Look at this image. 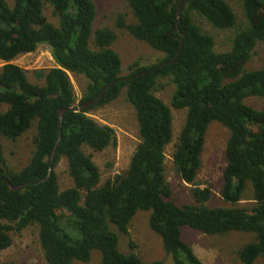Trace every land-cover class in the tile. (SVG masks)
<instances>
[{
	"label": "trees",
	"instance_id": "obj_1",
	"mask_svg": "<svg viewBox=\"0 0 264 264\" xmlns=\"http://www.w3.org/2000/svg\"><path fill=\"white\" fill-rule=\"evenodd\" d=\"M126 1L133 20L126 22L120 15L115 25L164 55L149 65L135 61L122 74L120 56L110 47L114 30L97 29L96 49L89 45L96 15L92 0H0V136L15 141L35 123L34 149L20 170L8 168L0 144V252L10 246L11 232L36 226L47 264L87 262L93 249L100 252V264H163L143 261L133 251L121 252L109 227L128 235L132 217L144 210L170 264H203L182 239L183 226L206 235L253 233L254 240L240 247L238 258L252 264L260 257L264 264V107L244 102L264 98V67L244 69L258 41L264 44V0H241L246 25L232 37L230 49L220 52L193 14L216 28H231L236 17L226 0ZM46 5L56 22L44 14ZM40 45L49 47L55 66L33 71L43 80L38 84L11 61ZM69 73L85 79L78 105ZM161 78L175 86L170 105L186 109L172 152L178 176L194 185L207 127L219 122L229 132L220 196L234 206L207 207L212 195L208 186L191 188L192 204L170 199L164 159L172 141V114L155 95ZM123 89L134 109L139 142L128 168L100 183L99 168L83 147L102 151L115 144L116 136L112 127L87 113L112 102ZM101 92L92 106L71 109ZM62 157L73 185L59 190L54 169ZM248 183L250 202L237 206ZM128 243L133 249L130 238Z\"/></svg>",
	"mask_w": 264,
	"mask_h": 264
},
{
	"label": "rangeland",
	"instance_id": "obj_2",
	"mask_svg": "<svg viewBox=\"0 0 264 264\" xmlns=\"http://www.w3.org/2000/svg\"><path fill=\"white\" fill-rule=\"evenodd\" d=\"M96 15L91 25L89 45L96 49L93 39L94 33L99 28H110L116 33V39L111 48L116 51L121 60L122 74L128 73L129 65L138 62L140 65H149L157 61L164 54L153 49L143 41L133 38L127 31L115 25L116 18L123 16L126 22H131L133 16L126 0H92ZM236 17L235 24L231 28H216L203 17L193 14L194 22L214 40V49L217 52L226 51L231 47V39L234 34L245 27L241 0H226ZM44 14L52 22H56L51 14V7L46 5ZM11 62L23 68L28 79L33 83L41 84L43 80L37 79L34 70L49 69L55 66L48 46L40 45L35 51L23 53ZM3 61L0 60V67ZM264 67V44L259 42L255 46L251 59L244 65L245 70ZM72 82L76 104L82 95L85 79L81 75L69 73ZM175 86L167 78L158 80L155 95L163 100L171 109L172 114V141L165 147L164 175L167 184L171 188V197L176 204L194 203L191 188L208 186L211 189V198L205 202L207 207L234 206L225 202L220 196L222 183V170L225 166V145L228 137V129L217 121H211L205 133V142L200 155V167L198 169L194 185L184 182L177 174L172 159L174 143L184 123L186 109H175L170 105ZM256 109L264 107V98L249 97L244 100ZM7 107L6 105L4 106ZM87 115L101 125H108L115 131V144L107 146L102 151L94 152L84 146L83 151L92 155V160L99 168L100 183L109 177L124 172L137 143L139 142L138 125L131 104L125 99V89L112 102L90 110ZM35 123L15 141L0 136L3 156L9 169L18 171L24 167L33 152V136ZM55 172L59 184V190L72 187L73 183L67 172V162L64 157L60 158L55 166ZM251 185L247 184L243 200L237 206H247L251 197ZM82 203V201H81ZM149 211L138 210L128 225V235L117 230L109 223V227L117 235L118 249L123 253L135 252L143 261H161L170 264V255L163 249L161 238L151 231L148 226ZM182 239L189 243L203 264H244L237 255L238 250L244 244L254 240L253 233L229 231L221 234L206 235L183 226L181 228ZM129 238L134 243V248L129 246ZM12 242L10 246L0 252V264H47L40 243L36 226H28L21 232H11ZM100 252L93 249L87 262L74 261L73 264H100ZM252 264H262L260 257Z\"/></svg>",
	"mask_w": 264,
	"mask_h": 264
},
{
	"label": "water",
	"instance_id": "obj_3",
	"mask_svg": "<svg viewBox=\"0 0 264 264\" xmlns=\"http://www.w3.org/2000/svg\"><path fill=\"white\" fill-rule=\"evenodd\" d=\"M181 3H182V1H180L179 4H178V6H177V16H178V17L180 16ZM102 94H103V92H101V93H100L96 98H94L93 100H91V101H89V102H87V103H85V104H83V105H79V106H77V107H72L71 109L77 111V110H79V109H85V108H88V107L92 106V105H93V104H94V103H95V102L101 97ZM63 113H64V109H60V110L58 111V114H59L60 120H62ZM60 126H61V124L59 125V131H60ZM54 151H55V150L52 151V154H51V156H50V159H49L50 163L53 162ZM51 172H52V168L50 167V168L48 169V175H49ZM9 188L16 190V189L21 188V185H17V186H15V187H12L11 185H9Z\"/></svg>",
	"mask_w": 264,
	"mask_h": 264
},
{
	"label": "crops",
	"instance_id": "obj_4",
	"mask_svg": "<svg viewBox=\"0 0 264 264\" xmlns=\"http://www.w3.org/2000/svg\"><path fill=\"white\" fill-rule=\"evenodd\" d=\"M200 259V258H199ZM201 260V259H200Z\"/></svg>",
	"mask_w": 264,
	"mask_h": 264
}]
</instances>
